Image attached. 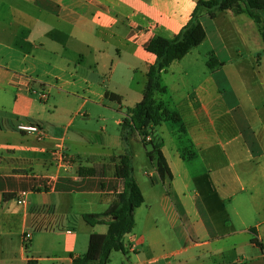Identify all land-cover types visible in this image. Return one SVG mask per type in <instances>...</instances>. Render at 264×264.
I'll use <instances>...</instances> for the list:
<instances>
[{
	"label": "crops",
	"instance_id": "crops-1",
	"mask_svg": "<svg viewBox=\"0 0 264 264\" xmlns=\"http://www.w3.org/2000/svg\"><path fill=\"white\" fill-rule=\"evenodd\" d=\"M196 2L0 0V264H74L90 235L108 230L84 214L117 201L125 183L115 167L127 153L144 202L116 264H264L258 23L245 12H203L199 46L221 64L211 69L195 46L160 73L154 97L180 116L155 128L171 174L121 125L157 60L146 45L173 38ZM59 145L68 168L55 161Z\"/></svg>",
	"mask_w": 264,
	"mask_h": 264
},
{
	"label": "trees",
	"instance_id": "trees-1",
	"mask_svg": "<svg viewBox=\"0 0 264 264\" xmlns=\"http://www.w3.org/2000/svg\"><path fill=\"white\" fill-rule=\"evenodd\" d=\"M225 9L238 14L247 13L260 25L264 42V0H197L189 21L173 38L155 35L146 45V50L154 53L157 61L150 66L147 73L143 98L126 109V116L123 117L121 125L124 129L138 131L142 143L148 147V157L152 161L157 160L161 175L163 172L171 173L162 152L163 140L156 135L155 128L167 119L179 120L180 116L171 111L164 102H157L154 97L155 92L161 88L160 73L205 40L206 31L200 20L203 12L214 18L219 11ZM210 55L208 66L214 69L221 63L213 52ZM147 136H150L149 140ZM115 174L122 177L125 183L117 201L103 213L84 214V219L92 225L107 222L108 230L105 233H92L86 252L74 257V264H107L112 251H125L124 236L131 232L135 225L134 211L144 202V195L133 176L132 157L129 153L120 157Z\"/></svg>",
	"mask_w": 264,
	"mask_h": 264
},
{
	"label": "built area",
	"instance_id": "built-area-1",
	"mask_svg": "<svg viewBox=\"0 0 264 264\" xmlns=\"http://www.w3.org/2000/svg\"><path fill=\"white\" fill-rule=\"evenodd\" d=\"M43 96L45 97V94L44 93L42 94V97ZM17 127H18L19 130H22V131L35 132L39 136H42L45 133V131L40 126H38V125H36L34 123H24V122H21V123H19L17 125ZM146 138H147V140H149L150 139V136H147ZM65 149L66 148L64 147V145H59L54 150L55 161L62 168H68L70 166V163H71V157L66 152ZM21 194L24 195L25 192H22ZM30 237H31V233L30 232L25 233L24 239L26 241H28L30 239Z\"/></svg>",
	"mask_w": 264,
	"mask_h": 264
},
{
	"label": "rangeland",
	"instance_id": "rangeland-1",
	"mask_svg": "<svg viewBox=\"0 0 264 264\" xmlns=\"http://www.w3.org/2000/svg\"><path fill=\"white\" fill-rule=\"evenodd\" d=\"M198 51H200V53H201V55L202 56H204V58H206V61L208 62V60H209V58H210V54H211V52H208L209 51V46H208V44H204V45H202V46H199L198 45ZM218 58H224V59H226V58H228V55H227V53L225 52V50H223L222 52H220V56L218 57ZM223 75H225V73H223ZM224 77V76H223ZM226 88H228V85L226 84ZM143 148V147H142ZM143 151V150H142ZM149 163V162H148ZM151 166V165H150ZM140 218H141V215L140 214H138V220H139V225L141 224V220H140ZM81 237H82V235H80ZM120 254H122V252L121 251H119V252H114V262H113V264H116V260H117V257H118V255H120Z\"/></svg>",
	"mask_w": 264,
	"mask_h": 264
},
{
	"label": "bare ground",
	"instance_id": "bare-ground-1",
	"mask_svg": "<svg viewBox=\"0 0 264 264\" xmlns=\"http://www.w3.org/2000/svg\"><path fill=\"white\" fill-rule=\"evenodd\" d=\"M157 61V60H156ZM132 155V154H131Z\"/></svg>",
	"mask_w": 264,
	"mask_h": 264
}]
</instances>
